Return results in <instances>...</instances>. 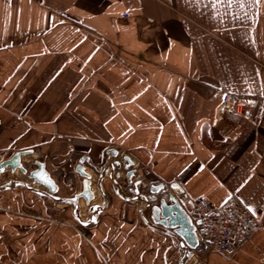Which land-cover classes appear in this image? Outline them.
Here are the masks:
<instances>
[{
	"label": "crops",
	"instance_id": "0c3cea01",
	"mask_svg": "<svg viewBox=\"0 0 264 264\" xmlns=\"http://www.w3.org/2000/svg\"><path fill=\"white\" fill-rule=\"evenodd\" d=\"M225 93L249 114L221 110ZM24 150L78 200L0 191V264L186 262L143 216L147 183L179 184L189 212L236 196L261 223L186 264H264V0H0V152ZM124 156L131 179L116 178Z\"/></svg>",
	"mask_w": 264,
	"mask_h": 264
},
{
	"label": "water",
	"instance_id": "95a60500",
	"mask_svg": "<svg viewBox=\"0 0 264 264\" xmlns=\"http://www.w3.org/2000/svg\"><path fill=\"white\" fill-rule=\"evenodd\" d=\"M32 154L33 150L18 151L11 158L2 161L0 163V177L2 174L9 171L15 173L17 172V170H19L29 180L37 181L46 186L49 189V192H43L40 189L35 188L34 186H30L29 184H27V182L19 180L8 181L4 184H1L0 191H5L21 186L36 194L51 198L57 203H69L76 205L78 197L65 199L56 196L58 191L57 186H55L53 179L45 168L44 163H40L37 161V169H33L30 171L25 167L23 159L26 156H30ZM123 161H125V164L120 161L114 162L113 166H116L118 168L116 178H121V171L124 168V170H128L126 176L128 177V179H131L133 176H135L136 170L135 168H133L135 162L129 156H124ZM104 176L105 172L102 173L99 179L98 186L100 190L101 182ZM142 184L143 179L138 180L137 186H141ZM85 186V188H87V186H89V183L85 182ZM116 186L117 194L124 198L122 191L120 190L121 186L119 185V183H117ZM175 188H178L180 191H182V188L179 186V184L171 185L172 190H174ZM140 198H142L145 205L142 209L143 216L148 217L151 220L152 225L159 226L165 233L171 235L177 241L183 243V247L188 248L193 252L192 254H187V252H185L186 262H183L182 264H186L189 259L194 257L199 246L197 226L191 214L188 212L181 200H179V198L174 193L170 192V190H168V188L164 184L150 185L144 196H141ZM124 199L129 200V198ZM87 203V206H89V202ZM75 207L77 211L79 207ZM75 214L79 219L80 216L77 214V212ZM197 223L199 224L200 221H197Z\"/></svg>",
	"mask_w": 264,
	"mask_h": 264
},
{
	"label": "built area",
	"instance_id": "2783aa9c",
	"mask_svg": "<svg viewBox=\"0 0 264 264\" xmlns=\"http://www.w3.org/2000/svg\"><path fill=\"white\" fill-rule=\"evenodd\" d=\"M251 108L250 103L241 101L233 93H225L220 104L221 110L234 112L241 117L247 116ZM175 192L178 196L181 194L177 189ZM190 214L197 226V252L200 254L212 251L235 253L249 243L261 228V223L236 196L229 197L219 206L206 196H199L192 200Z\"/></svg>",
	"mask_w": 264,
	"mask_h": 264
},
{
	"label": "rangeland",
	"instance_id": "374dc122",
	"mask_svg": "<svg viewBox=\"0 0 264 264\" xmlns=\"http://www.w3.org/2000/svg\"><path fill=\"white\" fill-rule=\"evenodd\" d=\"M11 155H12V153H10V152H0V162H2V161H4V160H7V159H9L10 157H11ZM43 154H41V152H38L37 153V156L35 157V158H32V157H30V158H27V159H24L23 161H24V164H25V167L30 171V170H33L35 167H37L36 166V160L38 161L39 159H42L43 160ZM30 160V161H29ZM29 166V167H28ZM123 174L126 176V174H125V171H123ZM21 176H23L24 178H21ZM124 176V177H125ZM22 179H26V180H22ZM141 179H144L143 181H145L146 183L148 182V178L146 179V178H141ZM16 181V180H19V181H26V182H28V178L27 177H25L20 171H18V173H17V176H16V173H12L11 171H9V172H7V173H4V174H2L1 175V177H0V185L1 184H4V183H6V182H8V181ZM33 184V183H32ZM31 184V185H32ZM19 189L18 190H20L19 192H22V193H25V194H28V196L30 197V198H33L34 197V195H29L30 193L29 192H27L25 189H23V187H18ZM149 188V186H148V183H147V185L146 186H144V187H142V191L143 192H147V189ZM121 190V189H120ZM123 190H124V192H126L125 190H126V186H123ZM18 192V191H17ZM17 192H14L15 194L17 193ZM14 193L12 194V196H14L15 197V195H14ZM12 198V197H11ZM4 199H5V197L3 198H1V195H0V205H2L1 203L4 201ZM32 200V199H31ZM5 202V201H4ZM4 206V205H3ZM61 224H66V223H64V222H62Z\"/></svg>",
	"mask_w": 264,
	"mask_h": 264
},
{
	"label": "snow or ice",
	"instance_id": "6c2138e0",
	"mask_svg": "<svg viewBox=\"0 0 264 264\" xmlns=\"http://www.w3.org/2000/svg\"><path fill=\"white\" fill-rule=\"evenodd\" d=\"M258 3L259 0H256ZM213 4H227L228 6H231L233 3H242V0H212Z\"/></svg>",
	"mask_w": 264,
	"mask_h": 264
},
{
	"label": "bare ground",
	"instance_id": "6f19581e",
	"mask_svg": "<svg viewBox=\"0 0 264 264\" xmlns=\"http://www.w3.org/2000/svg\"><path fill=\"white\" fill-rule=\"evenodd\" d=\"M29 157V156H28ZM30 161V160H29ZM29 167V166H28ZM17 173H18V170H17V172H16V176H17ZM21 178H24L23 176H21ZM22 180H25V179H22ZM26 182V181H25ZM82 207H83V205H82ZM85 209V208H84Z\"/></svg>",
	"mask_w": 264,
	"mask_h": 264
}]
</instances>
